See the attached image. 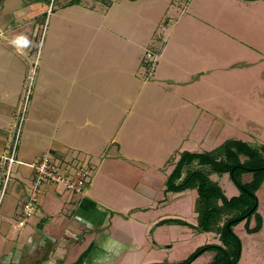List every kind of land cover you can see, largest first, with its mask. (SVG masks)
Returning <instances> with one entry per match:
<instances>
[{"label": "crops", "instance_id": "0c3cea01", "mask_svg": "<svg viewBox=\"0 0 264 264\" xmlns=\"http://www.w3.org/2000/svg\"><path fill=\"white\" fill-rule=\"evenodd\" d=\"M115 2L108 0V5L101 8L85 0L62 5L47 33L39 60L36 56L39 67L33 96L36 109L33 115L26 116V139L19 145L17 158L35 163L49 153L53 161L64 164L84 160L93 175L82 193L68 190L62 184L44 183L38 193V205L27 219L23 207L32 191L35 170L19 164L4 195L1 194L4 180L0 176V264H125L132 255L117 257L130 241L136 248L143 247L136 230L143 220L123 211L119 200L121 188L116 190L115 185H121L120 162L145 161L136 154V144H130L126 135L142 131L134 93L141 96L150 83L139 69L140 59L128 54L121 56L117 48L108 47L109 37L111 41L110 35L113 37L115 33L109 15ZM48 5L47 0H0V103H5L0 106L1 158L10 144V129L15 121L13 95L23 84L27 60L32 66L34 24L48 10ZM73 10L78 13L63 14ZM54 24L56 30H52ZM18 36L27 37L30 46L13 45L11 41ZM128 61L133 62L131 67ZM153 125L145 131L151 132ZM182 152L170 155L164 164L170 169L166 187L158 184V189L165 194L172 191L167 190V180ZM199 166L195 161L185 168L184 174L189 167ZM215 174L218 173L212 178L220 183ZM187 190L190 189L174 192ZM144 195L150 199L145 203L152 205L155 195L151 191ZM161 201L159 205L167 204L166 200ZM22 219L24 225L20 224ZM173 224L179 231L198 232L188 225ZM167 229L170 227L163 223L153 233ZM148 261L144 259L139 264ZM152 261L148 264L166 263Z\"/></svg>", "mask_w": 264, "mask_h": 264}, {"label": "rangeland", "instance_id": "374dc122", "mask_svg": "<svg viewBox=\"0 0 264 264\" xmlns=\"http://www.w3.org/2000/svg\"><path fill=\"white\" fill-rule=\"evenodd\" d=\"M69 1H48V10L42 15L44 20L41 18L34 24L32 66L27 60L23 84L11 103L15 121L9 141L16 121L22 116L19 145L26 139V116L33 115L36 109L33 107L39 71L36 56L39 60L55 15ZM85 1L99 8L108 5V0ZM113 1L116 2L109 15L115 33L113 37L111 33L108 47L117 48L121 56L128 54L140 59L139 69L150 83L141 96L134 93L142 131L126 135L130 144H136V154L145 161L120 162L121 185H115L116 190L121 188L119 200L123 211L143 220L136 228L137 240L143 247L136 248L130 241L117 259L132 255L125 264H139L144 259L150 260L144 264L155 259L175 264L203 245L221 243V234L179 231L174 228V221H168L180 217L197 225L198 192L190 189L165 194L158 189V184L166 187L170 170L164 167L167 158L178 151L213 150L231 138L264 144V0ZM77 13L73 10L63 14ZM52 30H56L55 24ZM148 52L155 54L153 66L142 62L148 60ZM128 65L131 67L133 62L128 61ZM152 124L151 132L145 131ZM18 165L11 167L10 179H15ZM3 168L4 160L0 157V176ZM92 175L93 172L90 181ZM214 178H220L228 197L240 193L228 173L215 174ZM251 179V174L244 175L245 181ZM146 191L155 195L149 206L145 203L150 201L144 195ZM257 195L264 217V186ZM160 199L167 204L159 205ZM163 223L170 230L154 234V229ZM255 223L253 220L252 224ZM234 230L242 241L237 264H264V225L260 231L249 233L243 221ZM213 256L214 251H206L191 264H212Z\"/></svg>", "mask_w": 264, "mask_h": 264}, {"label": "trees", "instance_id": "16d2710c", "mask_svg": "<svg viewBox=\"0 0 264 264\" xmlns=\"http://www.w3.org/2000/svg\"><path fill=\"white\" fill-rule=\"evenodd\" d=\"M80 1L71 0L70 4ZM142 62L148 66L153 65L146 59ZM195 161L200 166L189 167L184 174L185 168ZM214 173H228L240 193L228 197L220 183L212 178ZM246 174H251L252 179L245 181ZM263 186L264 144L256 145L243 139L231 138L211 151L182 152L168 177L167 190H197L198 224L192 225L181 219L168 221L188 225L195 231L220 232L221 243L203 245L188 258L175 264H191L206 251L215 252L212 264H237L242 254V241L234 228L244 221L249 233L262 229L264 217L259 211L260 198L257 192ZM253 220L256 222L254 225L251 224Z\"/></svg>", "mask_w": 264, "mask_h": 264}, {"label": "built area", "instance_id": "2783aa9c", "mask_svg": "<svg viewBox=\"0 0 264 264\" xmlns=\"http://www.w3.org/2000/svg\"><path fill=\"white\" fill-rule=\"evenodd\" d=\"M154 55L155 54L153 52L147 53V58L152 64L155 61L153 60L155 57ZM22 121V116L16 121L10 144L6 153L2 156L4 160V172L1 177L4 182L2 184L1 194L4 195L6 192L8 182L11 178V167L13 164L19 163L30 165L35 170L36 175L33 180L32 191L29 199L23 207L25 217H29L32 214L33 209L38 205V193L44 183L51 182L62 184L68 190L76 193H82L84 192L86 183L89 182L91 178L92 170L89 163L84 160L76 162L72 165L64 164L62 162L53 161L49 153L44 155L41 161L35 163H25L18 160L17 153L19 149ZM20 224L24 225L25 219H22Z\"/></svg>", "mask_w": 264, "mask_h": 264}, {"label": "clouds", "instance_id": "9594fccd", "mask_svg": "<svg viewBox=\"0 0 264 264\" xmlns=\"http://www.w3.org/2000/svg\"><path fill=\"white\" fill-rule=\"evenodd\" d=\"M11 43L17 46L18 48H27L30 46L31 41H29L28 38L25 36H18L13 41H11Z\"/></svg>", "mask_w": 264, "mask_h": 264}]
</instances>
